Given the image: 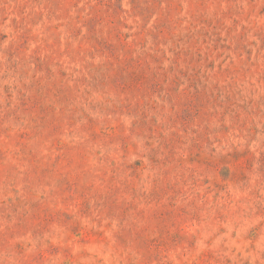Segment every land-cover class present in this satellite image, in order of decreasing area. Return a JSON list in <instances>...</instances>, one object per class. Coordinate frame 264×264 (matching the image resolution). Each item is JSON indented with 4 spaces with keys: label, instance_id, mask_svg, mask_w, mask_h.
<instances>
[{
    "label": "rangeland",
    "instance_id": "1",
    "mask_svg": "<svg viewBox=\"0 0 264 264\" xmlns=\"http://www.w3.org/2000/svg\"><path fill=\"white\" fill-rule=\"evenodd\" d=\"M0 264H264V0H0Z\"/></svg>",
    "mask_w": 264,
    "mask_h": 264
}]
</instances>
